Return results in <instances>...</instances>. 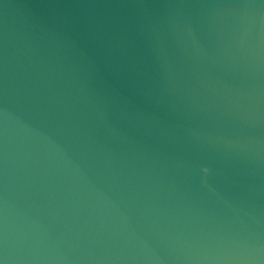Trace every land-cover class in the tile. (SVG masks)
<instances>
[{
	"label": "water",
	"instance_id": "95a60500",
	"mask_svg": "<svg viewBox=\"0 0 264 264\" xmlns=\"http://www.w3.org/2000/svg\"><path fill=\"white\" fill-rule=\"evenodd\" d=\"M3 264H264V0H0Z\"/></svg>",
	"mask_w": 264,
	"mask_h": 264
},
{
	"label": "snow or ice",
	"instance_id": "6c2138e0",
	"mask_svg": "<svg viewBox=\"0 0 264 264\" xmlns=\"http://www.w3.org/2000/svg\"><path fill=\"white\" fill-rule=\"evenodd\" d=\"M0 264H3V261H0Z\"/></svg>",
	"mask_w": 264,
	"mask_h": 264
}]
</instances>
